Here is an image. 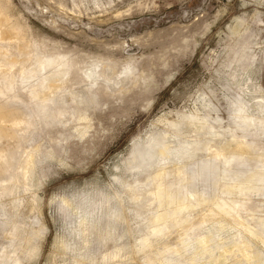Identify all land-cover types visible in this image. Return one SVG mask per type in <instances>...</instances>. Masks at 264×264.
Segmentation results:
<instances>
[{
	"label": "rangeland",
	"instance_id": "374dc122",
	"mask_svg": "<svg viewBox=\"0 0 264 264\" xmlns=\"http://www.w3.org/2000/svg\"><path fill=\"white\" fill-rule=\"evenodd\" d=\"M0 3L8 26L21 29L27 47L21 56L14 41H0L10 60L1 63L0 89L7 94L5 86L12 81L19 98H0V103L14 110L19 105L26 118L8 142L13 164L0 173V256L22 264H145L152 257L185 264L190 253L179 242L201 238L220 221L228 226L220 242L229 234L240 246L254 243L247 229L264 239V112L258 108L264 106V0ZM38 56L56 58L57 64L63 58L68 70L47 112L34 106L21 84ZM86 71L100 78L93 83ZM204 101L214 112L205 110ZM236 107L246 110L252 125L241 124L231 112ZM197 111L201 119H217L213 128L219 139L214 143L219 153L209 158L210 171L192 174L188 190L197 195L188 200L181 189L184 201L163 209L155 202L147 208L152 198L146 195L132 201L137 192L123 193L120 180H139L141 191L152 186L143 185L149 172L133 169L136 163L131 166L130 158L145 155L144 143L167 130V121L187 123L181 116ZM187 130L190 136H185L204 137ZM35 149L25 190L19 166ZM172 176L167 183L174 195L178 179ZM162 210L168 213L164 222L149 225ZM81 213L95 218L97 227L71 234ZM146 235L150 245L142 250ZM61 243L79 246L80 252H69ZM175 247L181 258L173 254ZM220 254L203 255L196 264L221 262L212 260ZM236 254L221 264H234L240 257Z\"/></svg>",
	"mask_w": 264,
	"mask_h": 264
},
{
	"label": "bare ground",
	"instance_id": "6f19581e",
	"mask_svg": "<svg viewBox=\"0 0 264 264\" xmlns=\"http://www.w3.org/2000/svg\"><path fill=\"white\" fill-rule=\"evenodd\" d=\"M0 5H1V3H0ZM5 7H6V5H5ZM5 9L3 8V10H5ZM0 41L6 45H7V43L9 44L10 41H14L15 44L17 45L18 53L21 56H24L26 54L25 50L27 47L24 44V39H23V36L21 34V29L18 27L8 26V19L5 16V14L3 13L1 8H0ZM55 59L53 57L44 59V58L38 56L36 59V63H37L36 67H33L31 69V71L33 73L35 72V74L33 76H31L32 72L30 71L31 74H29V76H28L27 75L28 72H27L23 76V79L21 82V84L23 85L24 92H26V94H28V96H29L28 98L31 101H33L34 104H36L34 106L40 107L41 110H44V111H46L48 104L53 103L52 99H53L54 95L57 93V91H59L61 89L62 81L65 78V76H67V72H68L67 67H66V63L63 61V58H62V62L60 64H57L56 63L57 61L55 62ZM7 60H9V58H8L6 50L0 48V72L2 70V64L1 63H4L3 61H7ZM85 75L93 83H94V81H96L100 78L95 73V71L94 72L86 71ZM5 90H6L7 94H5L0 89V98H2L4 100L13 99L15 101H19V98L15 94H13L14 88H13V82L12 81H10L8 83V85L5 86ZM33 102H32V104H33ZM17 103H20V102H17ZM203 105L205 107V110H207V112H214L213 108L209 109L210 105L207 104L205 101H204ZM8 107H9V105L5 104L4 101L2 104L0 103V144H2V146L0 147V173L4 172L5 174L8 172V170H9L10 166L13 164V160H14L13 155H12L11 150H10L11 146H9L8 142L10 139L11 140L14 139L15 133L24 124L25 119H26L25 117H23V115H22L23 112H22L21 108L19 107V105L17 107L18 108L17 110L16 109L14 110L12 108L10 109ZM237 107H239V106H237ZM237 107L234 110L230 109L231 112L238 114L236 116V118L239 121H241V124L243 126L252 125L250 123V121L252 119L247 114L246 115L244 114V113H247L246 110L243 109V107L242 108H237ZM258 108L261 112H264V106H259ZM61 114L62 113H60V115ZM199 115L200 114L198 111L195 112L194 115H191V116L182 115L181 117L184 118L185 121H187V123H179V122H176L174 120L167 121L166 122L167 130L163 131V133L158 135V136L155 135L153 137H149V139L144 143L142 148H146L145 155L140 154L138 156L136 153L133 154L132 158H130V160L128 162L130 163L131 166L134 163H136L134 165V167H132L133 169H142V170H147L149 172V174L145 178L146 180L143 183V185L144 186L147 185L149 187L152 186V187L150 189H147V190L145 189L144 191H141L139 188L140 186L138 185L139 180H135L133 182V184L125 183L124 181L120 180L119 183L121 184L123 193H125L126 191H129V193L130 192L131 193L137 192V193L132 194V196H131L132 201L138 202L139 199L141 198V196L146 195V196H149L152 198L149 201L147 208H151V207L153 208L154 202L157 203V207H159V208H162V209L163 208H169V207L171 208L172 205H175V204L180 205L181 202L184 201V200H182V197H181V194H182L181 189L186 190V193L188 195V200L194 199V197H195V195H197V193L195 192V194H194V192H191L188 190L190 182L193 181L192 180L193 179L192 174L194 172H197V174L199 173L201 175L207 171H210V170H208L209 167L211 166L210 165L211 159H209L210 155H212L214 158L215 154L219 153L217 150L214 149V143L219 140V139H217V135H216L214 128H213V126L217 123V119H214L213 121H206L204 119H201L199 117ZM84 119H85V117L84 118L79 117V121H81V120L84 121ZM197 119H200L199 123L194 124L193 121H195ZM183 121L181 120L180 122H183ZM159 122H161V120H159ZM239 126L240 125H238V127ZM187 129L192 130L191 133L194 132L197 135L203 134L204 137L196 138L195 135L193 134L194 135L193 137H195V138H193V137L190 138V137H188V135L190 133L189 132H188L189 134L187 133V131H188ZM186 134H188V135L185 136ZM82 136H84V135H82ZM229 143H231V142H229ZM215 148L217 149V147H215ZM149 151H151L150 154H148ZM221 151H225V149H220V152ZM37 153H38V149H35V150L28 152L25 156L24 163L19 166L23 175H25V180H26L25 190H29L27 180L31 181V175H32L33 169H34V160H36V154ZM201 154L202 155L207 154V157L205 156L204 158H202ZM224 154L221 155V157H222L221 159L226 160L227 157ZM218 155H220V154H218ZM138 161L141 163H138ZM142 164H144L145 166H143ZM208 165H210V166H208ZM172 175H175L178 179V180H176L177 181L176 183H178L177 184L178 186H177V189H176V192L174 195H171V189H172L171 187H173V185L171 184V182H170V184L167 183L169 180H171L170 177ZM172 177H174V176H172ZM19 189L20 188H18L16 186V190H19ZM114 197L116 199L120 198L119 196H114ZM199 201H201L202 203L210 202L204 198H201V200H199ZM189 202L190 201H188V203ZM197 203H198V200H197ZM79 205H80V207H77V209H76L77 212H79V210L82 209L83 203H81ZM189 205H187V206L190 207ZM196 205H198V204H196ZM216 205H217L216 208L218 211L227 214V215L226 214H223V215H226L227 217L229 215H231L230 212L229 213L225 212V210L222 208V206H220L219 204H216ZM166 210H164V211L162 210L163 212L160 214H158L156 212L157 214L156 215L154 214L155 215L154 219L148 220V224L151 226H155L156 223H159V222L161 223V221L165 220L168 216L167 215L168 213ZM175 210H176V208H175ZM232 210H233V208H232ZM231 213L233 214L232 211H231ZM220 215H221V213H220ZM94 219H93V217H91L85 213H81V215H79V217L77 219L78 227L76 229H74L71 232V234H76V233L83 234L84 230L90 232V230L95 229L97 227V221ZM232 220H233V218H232ZM154 223H155V225H152ZM98 224H99V222H98ZM216 224H218V225H217V227L215 226L216 227L215 229L212 228L213 230L206 231L205 235L203 234V236H201V238L199 237L198 239H195V237H194V239H195L194 242H193L194 239L190 242H188L189 240L186 241V239L188 237L184 240L181 237H180L181 239L179 238V240H183V242L181 241L179 243H182L181 246H183V244H184V246H183L184 251L190 253L189 258L185 261L186 263L196 264V260L203 255H207L208 256L207 258L210 259L213 251L218 250L221 252V254L217 256V259H215V258L212 259L213 262H217L218 260L221 261V262H217L216 264H221V263L227 262V260L231 256L233 257L234 253H237L236 255L240 256L239 259L237 258L238 260L234 264H264V260H263L264 259V239L259 236V233L257 231L247 229L248 234L251 235V239L252 240L254 239L256 242L254 241V243H253L251 241L250 243H245V244H243V246H240L238 244V242L235 241L234 235L228 234L229 236L227 235V237L222 242L218 241V238H220V236L222 234H225V231L227 230L228 226L227 225L225 226L224 222L222 224L221 221L219 223H216ZM226 224H227V222H226ZM235 224H236V222H235ZM243 228L244 227H242V229ZM161 229H162V227L158 230H161ZM186 232L185 233L183 232V234H186ZM83 237H84V235H83ZM85 242H87V241H85ZM141 242L143 245V247L141 248L142 250H144L146 247H148L150 245V241L148 240V236L143 238L141 240ZM87 243L89 244V242H87ZM61 244H62L61 247L63 249H67L69 252H72L74 254L75 253L77 254L80 252L79 246L78 247H69V246L65 245V243H61ZM258 245H261V247H259ZM83 246H82V248H83ZM181 246H179V247H181ZM85 247H87V246H85ZM176 249L177 250H174V248H173V250H172L173 254L174 255L176 254L178 256V258H181L182 257L181 251L178 250L179 249L178 247ZM253 249H255V250H253ZM117 250H120V249H117ZM181 250H183V249H181ZM163 251H165V250L163 249ZM25 252L27 253V251H25ZM158 253H156L155 257L158 256L157 255ZM23 254H24V252H23ZM152 254H153V252H152ZM145 255H147V254H145ZM24 258H25V256H24ZM14 259L15 260H12L9 257H7L5 254H3L0 256V264H22L18 260H16V258H14ZM171 261L167 258H163L162 261L157 262L156 259H153V257H152V258H146L144 260V263L145 264H171ZM207 262H208V264H212V262L209 260ZM181 263L182 262H180V261H176L175 264H181Z\"/></svg>",
	"mask_w": 264,
	"mask_h": 264
}]
</instances>
